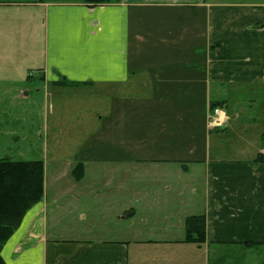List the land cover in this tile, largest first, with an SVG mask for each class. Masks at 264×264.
Segmentation results:
<instances>
[{"label":"crops","instance_id":"1","mask_svg":"<svg viewBox=\"0 0 264 264\" xmlns=\"http://www.w3.org/2000/svg\"><path fill=\"white\" fill-rule=\"evenodd\" d=\"M131 19L143 30H131ZM171 36L181 46L185 42L182 56ZM157 44L176 51L161 70H137L143 48ZM39 85L46 91L128 85L134 93L151 94L150 108L163 113L151 120L147 134L163 141L162 157L175 156L147 161L167 174L156 203L163 212L151 226L123 228L135 223L138 212L153 213L157 198L147 195L125 208L106 200L105 210L89 215L100 225L58 236L44 197L2 246L4 264H264V0H0V90L20 87L16 97L27 100V87ZM43 130L47 134L48 119ZM221 152L226 156L218 157ZM180 161L185 163L176 165ZM171 171L177 173L173 182ZM70 173L84 182L86 165ZM66 210L70 219L73 203ZM195 215L204 218L205 240L185 243V219ZM93 232L95 238L88 236Z\"/></svg>","mask_w":264,"mask_h":264},{"label":"rangeland","instance_id":"2","mask_svg":"<svg viewBox=\"0 0 264 264\" xmlns=\"http://www.w3.org/2000/svg\"><path fill=\"white\" fill-rule=\"evenodd\" d=\"M172 16L176 19V16L182 17V14L172 13ZM150 19L147 14L143 18L144 25L149 26ZM141 26L138 25L137 28L134 20H130L131 30L136 31ZM143 28L141 27V30ZM185 28L193 32L189 27ZM186 39L191 41L193 35ZM169 40L171 42L176 40L177 49L181 52L179 55L182 56L185 42L181 46L182 40L172 36ZM202 41L201 39L196 44L201 45ZM130 44V67H134V42ZM148 47L143 48L144 54L139 56L140 65L137 67L139 71L161 70L164 67L162 61L171 58L176 51L171 45L161 47L157 44L156 47L154 45L152 48L151 45ZM153 64L156 65L154 69L151 68ZM125 87H117L112 91L109 88L85 86L52 89L49 87L46 91L45 85H39L35 89L29 86L27 88L30 89V93L27 100L16 97L20 87L5 92L0 90V158L43 162L42 199L46 198L47 217H53L57 223L58 236H70V230H84L89 225H97L96 216L89 217V215L105 210L108 207L106 200L116 199V202L123 204L125 208V205L134 202L135 198L145 199L147 195L157 198L152 204L155 207L153 213L140 211L135 223L134 220L124 222L123 228L129 225H133L134 229L145 228L143 224L151 226L156 214L163 212V205L156 203L161 201L159 199L163 198V192L165 193L161 183L163 180L166 181L167 174L147 162L175 156L162 157L163 146L158 144L161 140L154 141L157 140L155 136L154 140H151L152 135L147 134L153 130L151 120L159 119L157 115L163 112L157 110L154 113V109L150 108L148 100L152 99L151 94L134 93L128 85ZM170 106L174 104L171 103ZM248 115L250 113L247 111L245 117ZM46 119H48L47 134L43 130ZM261 126V124L255 125L256 129ZM38 127H41L39 132H37ZM169 141L179 142L174 139ZM156 142V146L153 145ZM175 145L167 150L170 149L171 153H175ZM222 155L226 156L225 152H221L218 157ZM184 163L185 161L176 165ZM78 164L86 165L85 181L80 183H76L75 175L72 177L70 173ZM61 169L64 170L63 177L58 180L57 175ZM60 172L62 174V171ZM180 173L182 179L188 178L187 175H183L182 170ZM176 174V171L170 172L171 182ZM71 197L77 198L72 200ZM69 202L73 203L75 209L70 219L66 216ZM169 204L172 202L170 201ZM90 209L94 212H85ZM81 214L85 216V220H74ZM87 218L90 221L86 222ZM105 228L97 227L103 230ZM95 235L96 233L93 232L88 236L95 238ZM123 237H128L125 230Z\"/></svg>","mask_w":264,"mask_h":264},{"label":"trees","instance_id":"3","mask_svg":"<svg viewBox=\"0 0 264 264\" xmlns=\"http://www.w3.org/2000/svg\"><path fill=\"white\" fill-rule=\"evenodd\" d=\"M84 2L96 4L108 2V0H84ZM220 104L222 103H214L211 108ZM258 158L260 157L258 156ZM43 183L44 166L42 161L0 159V251L20 224L25 212L42 200ZM204 240L203 216L187 217L184 224L183 241L201 244ZM0 264H4L1 257Z\"/></svg>","mask_w":264,"mask_h":264},{"label":"built area","instance_id":"4","mask_svg":"<svg viewBox=\"0 0 264 264\" xmlns=\"http://www.w3.org/2000/svg\"><path fill=\"white\" fill-rule=\"evenodd\" d=\"M216 114H217V111L214 112L213 117H214ZM213 117H211V118H212L211 123H217L216 120L213 119Z\"/></svg>","mask_w":264,"mask_h":264}]
</instances>
